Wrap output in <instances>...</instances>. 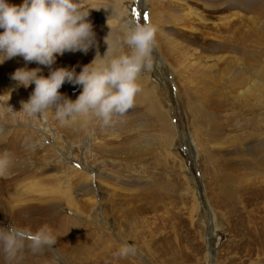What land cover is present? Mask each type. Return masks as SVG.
I'll return each instance as SVG.
<instances>
[{"label": "rangeland", "instance_id": "rangeland-1", "mask_svg": "<svg viewBox=\"0 0 264 264\" xmlns=\"http://www.w3.org/2000/svg\"><path fill=\"white\" fill-rule=\"evenodd\" d=\"M211 1L154 0L152 10L150 0H83L98 13L87 53L57 54L51 67L21 56L0 64V153L14 159L0 177V227L47 224L57 237L36 255L26 248L18 264H264V4L234 21L237 38L214 27L228 11ZM128 20L168 35L156 34L153 68L141 73L127 113L111 126L70 121L84 122L78 131L54 110H22L35 84L13 80L18 68L78 74L105 54L100 25L122 36ZM228 37L238 51L205 50ZM67 83L59 91L75 100L83 87ZM123 243L137 254L116 255ZM0 264H8L2 251Z\"/></svg>", "mask_w": 264, "mask_h": 264}, {"label": "clouds", "instance_id": "clouds-1", "mask_svg": "<svg viewBox=\"0 0 264 264\" xmlns=\"http://www.w3.org/2000/svg\"><path fill=\"white\" fill-rule=\"evenodd\" d=\"M91 9L83 0H24L21 5L0 0V29H3L0 64L21 56L26 62L51 67L57 54L87 53L95 43L93 25L88 19ZM109 26L110 32L105 37L107 51L103 56L97 52L93 61L78 74L65 67L52 70L48 76L39 74V68H18L12 75L13 80L24 87L35 84L22 110L30 116L54 110L63 123L77 118L97 119L102 126H111L114 117L127 113L142 90L141 73L153 68L158 29L149 22L128 20L121 28L122 36L117 38L119 46H114L109 40ZM124 45L128 51L123 50ZM66 81L83 87L75 100L62 96L59 91ZM8 111L14 112L10 106ZM13 165L11 153H0V177L9 176ZM56 240L47 224L35 232L14 224L0 227V251L8 264H18L26 248L37 254L46 247L52 248ZM137 251L134 244L123 243L116 255L128 258Z\"/></svg>", "mask_w": 264, "mask_h": 264}, {"label": "bare ground", "instance_id": "bare-ground-1", "mask_svg": "<svg viewBox=\"0 0 264 264\" xmlns=\"http://www.w3.org/2000/svg\"><path fill=\"white\" fill-rule=\"evenodd\" d=\"M207 1H211V0H207ZM150 2L152 3V10H153V6H154V0H150ZM88 3H91L88 1ZM259 3H262L264 4V0H212L211 2H207L206 5L213 8V9H218L220 11H223V10H227L228 13L225 14L224 16H220L217 21H214V23H212L214 25V27H217L219 29H225L228 31V35H231V33L229 32H233L232 34H235L237 33V38H239V29L240 27L238 26L237 28L235 27L236 24H234V21H236L237 19L240 20L241 19V22L243 20V15L245 14V12L247 13H250L251 12H254L256 6L259 4ZM87 5V4H86ZM89 6V5H88ZM93 7V6H92ZM91 14L89 15L88 19H93V18H96L98 17V13L96 12L95 14H93L92 12H90ZM247 16V15H246ZM157 17L161 18V13L160 11L158 10L157 11ZM252 18V17H251ZM164 19V18H163ZM105 22V21H104ZM240 22V23H241ZM111 22L108 20L106 21V24H110ZM239 23V22H238ZM245 23V22H244ZM103 24V23H102ZM112 24V23H111ZM163 25V24H162ZM101 28L100 30L104 31L103 33V36H99L97 38H100V39H103V41H100V47H103V49H106L104 50L103 52H106L107 51V44L105 43V37L109 34L110 32V27H104L103 25H100ZM243 26V25H242ZM235 29V30H232V29ZM242 28V27H241ZM161 29V28H160ZM163 29V28H162ZM118 31H119V27L118 28H112L111 27V34L109 36V40L110 42L114 45V46H119L118 45V41H117V38L120 37L119 34H118ZM158 31V30H157ZM165 31V30H164ZM222 31V30H221ZM160 33V34H159ZM158 36H161L162 35H168V33L166 34V32H164V34L160 31V32H157L156 33ZM246 34V35H245ZM245 36L244 37H247V36H250V38H252L253 36V30L252 28H249L248 30L245 31ZM241 35H243V33L241 32ZM156 36V37H158ZM160 37V38H161ZM163 37H166L167 39L169 37L167 36H163ZM243 37V38H244ZM167 39H165L167 41ZM171 41V40H170ZM170 41L167 43V45L169 46L170 45ZM246 41V40H245ZM252 41V40H251ZM230 39L228 37V42H225V41H219L218 43L216 44H212V45H209V46H206L205 47V50L206 51H211V55H213L215 52H218V50L220 51H231V52H236L239 50V46L236 45V44H233L232 46H230ZM244 44V43H243ZM252 45V43H251ZM195 54V51L193 52ZM193 55V54H192ZM209 55V58H211L212 56ZM207 56V55H206ZM211 56V57H210ZM215 57H218L216 55H214ZM213 58V57H212ZM214 59V58H213ZM220 59V57H219ZM176 64V63H174ZM178 64V63H177ZM176 64V65H177ZM175 65V66H176ZM214 64H208L206 62L205 66L207 68H213ZM174 66V65H173ZM179 66V65H178ZM208 69V70H209ZM213 71V70H212ZM211 72L207 73V75H210ZM212 75V74H211ZM67 82V81H66ZM78 84H75V85H72L69 83H67V86L66 87L68 90L69 88H73L75 86H77ZM181 91L179 93L182 92V88L180 87L179 88ZM188 91V90H187ZM81 93L78 92L77 94H75L76 96H79ZM70 125L73 124L77 127V129H79L78 131H80V129L83 127L84 125V122L82 120H76V121H73V122H70L69 123ZM68 124V125H69ZM69 125V126H70ZM67 126V127H69ZM75 127V128H76ZM54 160V159H53ZM102 172V171H101ZM88 179V178H87ZM221 190L223 191V189L221 188ZM221 191V192H222ZM225 195V194H224ZM97 213V212H96ZM36 255V254H34Z\"/></svg>", "mask_w": 264, "mask_h": 264}, {"label": "snow or ice", "instance_id": "snow-or-ice-1", "mask_svg": "<svg viewBox=\"0 0 264 264\" xmlns=\"http://www.w3.org/2000/svg\"><path fill=\"white\" fill-rule=\"evenodd\" d=\"M143 19H144V20H147V19H148L147 13H144V14H143Z\"/></svg>", "mask_w": 264, "mask_h": 264}]
</instances>
